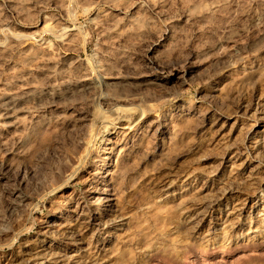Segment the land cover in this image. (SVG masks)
<instances>
[{
	"label": "rangeland",
	"instance_id": "rangeland-1",
	"mask_svg": "<svg viewBox=\"0 0 264 264\" xmlns=\"http://www.w3.org/2000/svg\"><path fill=\"white\" fill-rule=\"evenodd\" d=\"M0 264H264V0H0Z\"/></svg>",
	"mask_w": 264,
	"mask_h": 264
},
{
	"label": "bare ground",
	"instance_id": "bare-ground-1",
	"mask_svg": "<svg viewBox=\"0 0 264 264\" xmlns=\"http://www.w3.org/2000/svg\"><path fill=\"white\" fill-rule=\"evenodd\" d=\"M160 1V0H159ZM160 64V63H159ZM155 65V64H154ZM168 78H169V76H163L162 78H158V80H156V84H165L167 81H168ZM86 80V79H85ZM100 81H102V83L103 84H105V85H108V84H111V83H109L108 81H105L104 79L103 80H100ZM81 83V82H80ZM152 83H154V82H152ZM94 82H92V81H86V82H84V84H83V86H84V88H92V86H94ZM101 84V83H100ZM113 84V83H112ZM69 86V85H68ZM79 87V86H78ZM76 88V87H75ZM80 88H82V87H80ZM83 88V89H84ZM69 89V88H68ZM74 89V88H73ZM73 89H71V90H73ZM77 89V88H76ZM79 90V89H78ZM85 90V89H84ZM83 91V90H82ZM33 96V95H32ZM122 109H124V108H122V107H120V106H118L117 107V109L116 110H122ZM130 110V109H129ZM109 123V122H108ZM93 131V130H92ZM92 134H94V131H93V133ZM90 138H93V136L91 137V135H90ZM93 141V140H92Z\"/></svg>",
	"mask_w": 264,
	"mask_h": 264
}]
</instances>
